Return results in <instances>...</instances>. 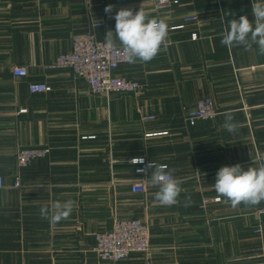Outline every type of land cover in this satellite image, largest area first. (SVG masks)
Masks as SVG:
<instances>
[{"label":"crops","instance_id":"crops-1","mask_svg":"<svg viewBox=\"0 0 264 264\" xmlns=\"http://www.w3.org/2000/svg\"><path fill=\"white\" fill-rule=\"evenodd\" d=\"M255 2L170 0L156 11L150 0H0V264H107L92 251L94 235L130 217L147 224L150 250L117 264H264V202L233 209L214 189L222 166L246 170L264 155V56L255 45L220 43L221 16L253 21ZM121 8H142L169 27L199 18V26L169 30L167 52L113 71L143 86L138 98L93 95L70 70L51 67L73 36L91 31L105 40ZM97 22L103 26L92 28ZM15 67L27 76L14 77ZM38 83L51 90L30 93ZM201 98L212 99L217 115L188 125L183 108ZM225 112L234 114L235 133L222 127ZM146 116L153 119L141 121ZM161 132L167 135L145 137ZM25 147L50 153L22 168L15 154ZM137 157L142 164L132 162ZM152 161L181 179L178 204L159 205L147 179L152 169L137 172ZM140 179L147 192L134 194L130 186ZM68 199L75 202L68 219L41 217L42 206Z\"/></svg>","mask_w":264,"mask_h":264},{"label":"clouds","instance_id":"clouds-1","mask_svg":"<svg viewBox=\"0 0 264 264\" xmlns=\"http://www.w3.org/2000/svg\"><path fill=\"white\" fill-rule=\"evenodd\" d=\"M113 5L105 8L106 13H112ZM253 21L247 16L239 19L232 18L225 21L226 29L222 34L220 43L229 49L243 46L245 51H251L255 45L258 54L264 56V0L252 3ZM115 31L108 30L105 36L107 49L113 50L117 47V41L122 46L124 57L128 63H147L152 61L159 53L167 52V38L169 26L164 19L150 18L140 8L133 12L131 8L119 9L115 16ZM224 123L222 127L229 133L238 130V124L234 122V114L223 113ZM138 162L143 158L137 157ZM256 167H248L246 170L240 164L234 166H222L215 178L214 189L218 198H224L225 203L235 209L241 204L244 206H255L264 202V162H256ZM152 169L147 178L152 187L157 191L154 199L161 206H173L179 203L182 192V181L175 177L174 170H169L168 165L149 162L145 169ZM190 198H185V206H188ZM75 202L71 199L55 201L50 205H44L40 209V215L51 224L66 220L72 214Z\"/></svg>","mask_w":264,"mask_h":264},{"label":"built area","instance_id":"built-area-1","mask_svg":"<svg viewBox=\"0 0 264 264\" xmlns=\"http://www.w3.org/2000/svg\"><path fill=\"white\" fill-rule=\"evenodd\" d=\"M154 9L160 11L167 8L170 0H150ZM199 26V18L194 15L183 16L180 23L170 26V31L184 30L189 26ZM102 23L92 24V28L102 27ZM197 34L193 33V40ZM123 53L122 46L117 45L116 49L106 48L105 40L96 39L93 32L88 31L72 37L71 49L67 53L60 54L56 57L52 68L70 70L75 78L83 80L88 86L89 92L97 96L108 97L112 94H125L138 98L142 94L143 86L135 81L113 74L119 66L127 64ZM14 77H26L25 68H12ZM30 93H47L51 88L45 84H29ZM217 115L214 103L210 98L199 99L193 108H183L184 121L188 125H194L198 121H212ZM152 116L142 117L141 121H150ZM156 135L165 136L167 132L158 134H147L145 137ZM50 150L44 147H25L18 148L15 159L19 167H27L38 159L45 158L49 155ZM144 161V160H143ZM134 164H142L137 159L132 160ZM258 162H264V155L258 158ZM139 174L144 171L138 170ZM148 182L140 179L133 182L130 191L134 194H145L147 192ZM3 186V179L0 176V188ZM14 188H19L20 184L16 179L13 183ZM219 199H214L218 201ZM207 200H202V205ZM259 221L264 224V205L258 211ZM253 233L260 235V228L257 227ZM149 230L145 222L138 218L116 219L112 223L109 231L94 235L93 253L103 263L117 264L131 257L132 255L147 256L150 250Z\"/></svg>","mask_w":264,"mask_h":264}]
</instances>
